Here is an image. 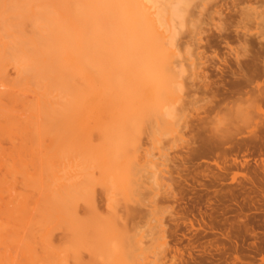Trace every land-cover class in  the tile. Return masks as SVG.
<instances>
[{"label": "bare ground", "instance_id": "6f19581e", "mask_svg": "<svg viewBox=\"0 0 264 264\" xmlns=\"http://www.w3.org/2000/svg\"><path fill=\"white\" fill-rule=\"evenodd\" d=\"M185 4L0 0V248L22 246L37 263L41 259L36 246L52 253L48 247L56 231L79 244L106 234L107 241L117 239L129 229L118 206L140 196L143 176L149 174L155 188L163 186L162 172L141 143L138 129L153 130L151 120L172 118L166 97H134L117 91L115 84L121 67L141 70L144 79L153 66H172L158 57V50L178 36L173 24L182 20ZM121 33L136 48L147 47L145 61L119 65ZM243 77V82H253L252 75ZM238 90L240 95L245 89ZM110 117L108 129L103 120ZM98 185L113 213L110 219L98 210ZM156 210L152 217L159 223ZM152 228L154 233L157 228ZM2 260L0 256V264Z\"/></svg>", "mask_w": 264, "mask_h": 264}, {"label": "rangeland", "instance_id": "374dc122", "mask_svg": "<svg viewBox=\"0 0 264 264\" xmlns=\"http://www.w3.org/2000/svg\"><path fill=\"white\" fill-rule=\"evenodd\" d=\"M251 1L186 0L182 20L173 24L178 36L158 50L172 66H153L144 79L137 68L118 69L117 91L164 96L172 113L151 120L153 130L138 129L163 186L153 188L146 173L140 196L120 203L119 215L129 222L124 237L107 241L106 234L79 244L56 231L52 253L36 246L40 262L14 246L0 248L2 264H264V0ZM130 40L119 34L120 66L149 56L145 45L136 48ZM244 73L253 82H243ZM240 81L245 86L238 87ZM112 122L104 119V127ZM95 191L99 212L112 218L103 187ZM155 210L159 223L153 221Z\"/></svg>", "mask_w": 264, "mask_h": 264}]
</instances>
